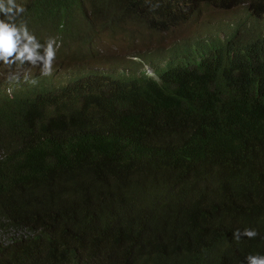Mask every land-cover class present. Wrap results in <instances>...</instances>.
<instances>
[{"label":"trees","instance_id":"obj_1","mask_svg":"<svg viewBox=\"0 0 264 264\" xmlns=\"http://www.w3.org/2000/svg\"><path fill=\"white\" fill-rule=\"evenodd\" d=\"M17 2L71 74L0 87V264L264 255V0ZM234 12L229 33L185 45L200 17ZM124 44L139 62L83 68ZM245 228L259 235L235 240Z\"/></svg>","mask_w":264,"mask_h":264},{"label":"clouds","instance_id":"obj_2","mask_svg":"<svg viewBox=\"0 0 264 264\" xmlns=\"http://www.w3.org/2000/svg\"><path fill=\"white\" fill-rule=\"evenodd\" d=\"M26 10L25 5L18 3L17 0H0V63L9 69L8 79L14 81L7 84L4 88L0 87L3 90H7L8 95L11 92L12 86L15 85L17 81H25L34 85L37 83V80L32 79L35 76H50L53 73H57L61 75L60 77H66L71 74V72L68 71L60 72L59 69L58 71H53L59 49V44L54 37H49L46 42L42 44L37 36L30 31L26 21L20 20L17 22L18 18L21 17ZM245 17L246 14H239L237 12L232 13L228 19L222 20V22L207 21L200 17L198 21L181 35V38L185 45H188L203 35L214 32L229 33L228 24L234 23L237 25L242 22ZM220 23L223 25L222 30ZM160 48L162 49L163 47ZM119 60L120 54L116 55L115 58L110 61L89 64L83 68L100 64L104 67L118 65L120 69H124V67H127L131 62H139V59L133 54L128 60H123L118 63ZM24 65L37 68L34 70L38 72L39 75L28 77V72L19 73L18 69L22 68ZM13 66H15V69ZM83 68L80 69L81 76L77 71L82 79L87 76V71L83 72ZM150 76H152V74H150ZM258 235V230L253 228H245L242 232L237 229L233 233V237L237 241H239L241 237L255 239ZM245 261L246 264H264V255L259 253L248 254L245 257Z\"/></svg>","mask_w":264,"mask_h":264},{"label":"rangeland","instance_id":"obj_3","mask_svg":"<svg viewBox=\"0 0 264 264\" xmlns=\"http://www.w3.org/2000/svg\"><path fill=\"white\" fill-rule=\"evenodd\" d=\"M142 34L144 35V37L148 40V38L150 37V32L148 30H144L142 32ZM157 39H160V37H158ZM169 41L165 40L164 43L161 45V47H164ZM136 49H142V47H136V45H132L129 46L127 44H124L120 50V60L119 62H122L123 60H128L132 57V52H134ZM147 49V48H145ZM22 72L21 70L19 71V73ZM28 72V77L34 76V75H39L38 72H36L34 69H30L28 71H25L24 73ZM20 78V75H19ZM14 81H10L8 79L7 75H0V86L2 88H4L7 84L12 83Z\"/></svg>","mask_w":264,"mask_h":264}]
</instances>
